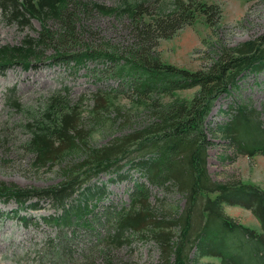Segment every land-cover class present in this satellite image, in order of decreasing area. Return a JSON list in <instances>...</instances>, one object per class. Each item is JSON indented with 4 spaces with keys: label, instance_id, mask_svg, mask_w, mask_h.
<instances>
[{
    "label": "rangeland",
    "instance_id": "1",
    "mask_svg": "<svg viewBox=\"0 0 264 264\" xmlns=\"http://www.w3.org/2000/svg\"><path fill=\"white\" fill-rule=\"evenodd\" d=\"M123 1L77 0L76 5L88 3L89 8L82 11L71 6L75 13V40L66 41L62 51L74 53L84 51L87 46L97 50L109 47L125 57L126 50L137 43L130 17L120 12L105 15L92 6V3H99L118 7ZM205 1L221 7V19L209 25L199 15L172 37L160 38L151 51L162 62L189 70L202 69L218 59L222 48L236 47L264 35V0ZM143 2L148 16L158 15L162 9L168 12L174 8L171 0ZM47 26L54 33L61 31L63 25L57 19H50ZM42 29L43 24L38 18L21 23L7 18L0 9V46L20 45L28 37H39ZM41 51L42 58L32 60L28 66L14 64L0 69V183L27 189L58 185L64 180L65 170L83 161L88 148L111 145L157 121L151 106L152 99L148 100L149 106L138 105L130 98H137L134 93L132 96L117 93L118 98L111 104L103 99L106 107H96L98 89L120 88L121 82L114 75L112 64L108 67L98 60H87L79 67L72 62L68 64L58 57L54 43ZM244 73L238 77L237 87L229 86L230 94L218 96L204 120V132L211 141L207 147L208 173L216 182L254 183L264 188V154L249 156L236 153L231 141L219 132V127L229 121L239 105L254 110L257 119L264 124V68ZM197 90V87L177 90L173 98L192 99ZM55 94L67 97L66 105L61 109L76 110L77 121L81 123L79 127L87 139L80 142L81 150L74 155L66 156L51 166L38 167L28 142L33 127L43 121L48 103ZM152 97L163 103L172 99L167 95L154 94ZM141 182L148 189V204L153 208L152 213L158 215L157 221H178L179 215L185 214L190 207L188 195L172 181L149 183L126 159L120 172H101L78 188L67 203L74 212L70 223L65 225L54 223L53 217H61L64 212L51 199L33 198L25 209L20 208L14 199L0 201V264H174V255L165 260L150 231L138 233L128 229L122 234L117 231L114 213L123 207L132 210L131 193L136 183ZM34 202L38 203L37 209L30 206ZM203 205V198L192 205V239L207 219ZM79 207L82 212H77ZM223 215L250 228H261L256 216L246 207L226 203ZM149 224L148 228L154 226ZM147 226L148 223L142 225L143 228ZM172 235L177 238L178 230H174ZM229 235L228 240L225 238V245L232 253L241 256L242 261H247L241 249L233 248L237 234ZM223 236L226 233L223 232ZM245 244L246 251L252 247V243ZM188 250L189 264L228 263L222 252L199 256L193 243Z\"/></svg>",
    "mask_w": 264,
    "mask_h": 264
},
{
    "label": "trees",
    "instance_id": "2",
    "mask_svg": "<svg viewBox=\"0 0 264 264\" xmlns=\"http://www.w3.org/2000/svg\"><path fill=\"white\" fill-rule=\"evenodd\" d=\"M171 1L174 4L172 10L164 12L162 9L158 15L150 16L143 8V0H124L118 7L92 3L105 15L120 12L130 17L131 30L137 43L127 49V55L122 57L109 47L97 50L87 46L84 51L74 53L62 51L66 41L75 40V13L71 6L86 11L88 3L79 2L76 5L77 0H0V9L7 18L21 23L38 18L43 24L39 37H28L20 45L0 46V69L14 64L28 66L32 60L42 58L41 50L44 47L54 43L58 57L68 64L72 62L79 67L87 60H98L108 67L109 64L114 66L113 73L119 77L120 88L98 89L95 95L97 108L106 107L103 99L111 104L118 98L117 93L128 96L134 93L137 98H130L138 105L149 106L148 100L152 99L151 106L157 119L111 145L88 148L83 161L65 170L64 180L56 186L27 189L1 182L0 201L14 199L20 208L25 209L27 202L33 198L51 199L64 212L61 217H53L54 223L65 225L70 223L74 212L67 207V203L78 188L101 172H120L123 160L127 159L131 167H136L149 183L172 181L188 195L191 208L185 214H180L178 221H157L158 215L152 213L153 208L148 204L149 193L145 183H136L131 193L132 210L123 207L114 213L118 233L122 234L128 229L138 233L150 231L164 253V259L174 255V264H189L188 249L192 243L197 246L199 256L222 252L227 264H264V188L254 183L214 181L207 167V147L211 141L203 127L206 116L221 93L230 94L229 86L237 87L238 77L243 76L244 72H258L264 68V35L236 47L222 48L218 59L202 69L189 70L164 63L151 51L160 38L172 37L199 15L209 25H214L215 20L217 22L222 17V9L215 3L205 0ZM50 19L59 20L63 25L62 30L52 33L47 26ZM195 87L198 90L192 99L173 98L175 91ZM154 94L167 95L172 99L163 103L160 99H153ZM66 100L67 97L60 94L53 95L43 121L32 129L28 148L38 167L51 166L66 156L74 155L81 150L80 142L87 139L79 127L81 123L77 121L76 110L61 109L66 105ZM255 115L254 110L239 105L229 121L219 127V132L231 141L236 153L249 156L264 154V124ZM202 198L207 219L192 239V205ZM226 203L250 209L260 223V230L223 215V205ZM30 206L37 209L38 203ZM77 212H82V208L79 207ZM146 223L148 226L143 228L142 225ZM149 223L154 226L148 228ZM174 230L179 232L177 238L172 235ZM223 232L226 236H223ZM229 233L237 234V243L233 248L241 249L247 261H242L241 256L232 253L225 245ZM246 242L252 243L247 251L244 249ZM256 259L258 262H254Z\"/></svg>",
    "mask_w": 264,
    "mask_h": 264
}]
</instances>
